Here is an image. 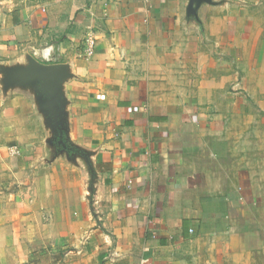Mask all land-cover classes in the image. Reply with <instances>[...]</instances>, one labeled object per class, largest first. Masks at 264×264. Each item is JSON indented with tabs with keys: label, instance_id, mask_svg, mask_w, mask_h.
Instances as JSON below:
<instances>
[{
	"label": "crops",
	"instance_id": "crops-1",
	"mask_svg": "<svg viewBox=\"0 0 264 264\" xmlns=\"http://www.w3.org/2000/svg\"><path fill=\"white\" fill-rule=\"evenodd\" d=\"M260 126L264 0H0V264H264Z\"/></svg>",
	"mask_w": 264,
	"mask_h": 264
},
{
	"label": "rangeland",
	"instance_id": "rangeland-1",
	"mask_svg": "<svg viewBox=\"0 0 264 264\" xmlns=\"http://www.w3.org/2000/svg\"><path fill=\"white\" fill-rule=\"evenodd\" d=\"M258 130H259V138H260V143H259V145H260V151L263 152L264 151V128L260 126L258 128ZM248 131H250V129ZM233 145H234V142L232 143V146Z\"/></svg>",
	"mask_w": 264,
	"mask_h": 264
},
{
	"label": "built area",
	"instance_id": "built-area-1",
	"mask_svg": "<svg viewBox=\"0 0 264 264\" xmlns=\"http://www.w3.org/2000/svg\"><path fill=\"white\" fill-rule=\"evenodd\" d=\"M86 53H87V55H92V53H93V41H90V45L87 48ZM11 152L14 153V154L17 153L18 152V148L17 147H13L11 149Z\"/></svg>",
	"mask_w": 264,
	"mask_h": 264
}]
</instances>
